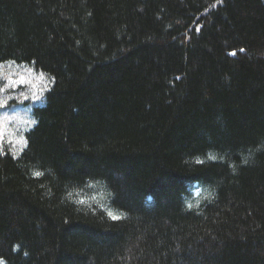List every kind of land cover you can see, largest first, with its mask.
Returning a JSON list of instances; mask_svg holds the SVG:
<instances>
[{
  "label": "trees",
  "instance_id": "trees-1",
  "mask_svg": "<svg viewBox=\"0 0 264 264\" xmlns=\"http://www.w3.org/2000/svg\"><path fill=\"white\" fill-rule=\"evenodd\" d=\"M7 62L0 264H264V0H0Z\"/></svg>",
  "mask_w": 264,
  "mask_h": 264
},
{
  "label": "rangeland",
  "instance_id": "rangeland-1",
  "mask_svg": "<svg viewBox=\"0 0 264 264\" xmlns=\"http://www.w3.org/2000/svg\"><path fill=\"white\" fill-rule=\"evenodd\" d=\"M52 80L32 65L7 62L0 65V154L18 158L26 146V134L35 126L33 112L44 105Z\"/></svg>",
  "mask_w": 264,
  "mask_h": 264
},
{
  "label": "snow or ice",
  "instance_id": "snow-or-ice-1",
  "mask_svg": "<svg viewBox=\"0 0 264 264\" xmlns=\"http://www.w3.org/2000/svg\"><path fill=\"white\" fill-rule=\"evenodd\" d=\"M33 174H34L35 176H37V177L43 175V173H41V172H39V171L34 172ZM191 206H192V205H189V207H191ZM109 215L112 216L111 213H109ZM112 218H113L114 220H115V219H118V217H116V216H112Z\"/></svg>",
  "mask_w": 264,
  "mask_h": 264
}]
</instances>
